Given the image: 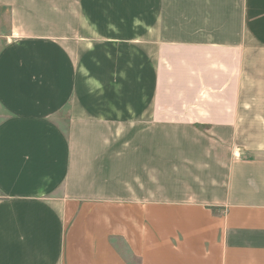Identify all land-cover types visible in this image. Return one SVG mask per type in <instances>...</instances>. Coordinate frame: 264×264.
Wrapping results in <instances>:
<instances>
[{
    "label": "crops",
    "instance_id": "0c3cea01",
    "mask_svg": "<svg viewBox=\"0 0 264 264\" xmlns=\"http://www.w3.org/2000/svg\"><path fill=\"white\" fill-rule=\"evenodd\" d=\"M229 2L0 0V264H264V0Z\"/></svg>",
    "mask_w": 264,
    "mask_h": 264
},
{
    "label": "rangeland",
    "instance_id": "374dc122",
    "mask_svg": "<svg viewBox=\"0 0 264 264\" xmlns=\"http://www.w3.org/2000/svg\"><path fill=\"white\" fill-rule=\"evenodd\" d=\"M225 1V2H224ZM217 0V3L222 6L223 3H226L228 2V0ZM241 1L242 0H230L229 4L232 5L231 8L234 7V9L236 10V13H235V17L238 19L239 21V18H240V14H241ZM234 5V6H233ZM86 210H89V209H86L85 207L82 206V208L76 210L75 214L70 216L71 219L69 221V225L72 226V224H74V220L75 222L77 221V219H79L80 217H83V214ZM90 211V210H89Z\"/></svg>",
    "mask_w": 264,
    "mask_h": 264
}]
</instances>
